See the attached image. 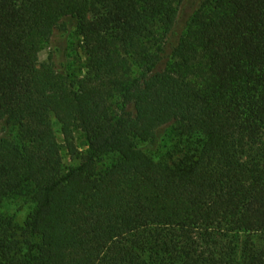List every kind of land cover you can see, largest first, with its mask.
I'll return each instance as SVG.
<instances>
[{
	"label": "trees",
	"instance_id": "16d2710c",
	"mask_svg": "<svg viewBox=\"0 0 264 264\" xmlns=\"http://www.w3.org/2000/svg\"><path fill=\"white\" fill-rule=\"evenodd\" d=\"M0 264H264V0H0Z\"/></svg>",
	"mask_w": 264,
	"mask_h": 264
},
{
	"label": "rangeland",
	"instance_id": "374dc122",
	"mask_svg": "<svg viewBox=\"0 0 264 264\" xmlns=\"http://www.w3.org/2000/svg\"><path fill=\"white\" fill-rule=\"evenodd\" d=\"M64 46V41L61 36L56 37L49 46L44 47L38 56V63L40 66H43L45 63L48 62V58L52 53V59L56 64L61 63H68L74 57V52L71 51V48H68L67 51L63 54L61 53L58 48ZM54 129L57 131V139L61 143L63 138L60 134V126L56 120L53 121ZM74 143L76 146L82 149L83 146V137L82 134L75 130L74 132ZM64 153V163L67 165L74 164L75 162L70 158L67 152ZM30 207L32 205L29 202H24L22 200H11L5 203L4 210L7 212L13 213L16 215L17 220L22 222L27 214L30 211Z\"/></svg>",
	"mask_w": 264,
	"mask_h": 264
}]
</instances>
